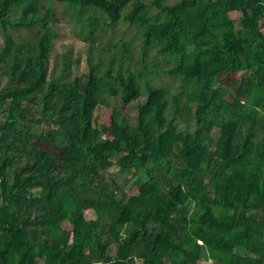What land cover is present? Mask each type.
<instances>
[{
  "label": "trees",
  "instance_id": "obj_1",
  "mask_svg": "<svg viewBox=\"0 0 264 264\" xmlns=\"http://www.w3.org/2000/svg\"><path fill=\"white\" fill-rule=\"evenodd\" d=\"M0 37V264H264V0H0Z\"/></svg>",
  "mask_w": 264,
  "mask_h": 264
},
{
  "label": "rangeland",
  "instance_id": "obj_2",
  "mask_svg": "<svg viewBox=\"0 0 264 264\" xmlns=\"http://www.w3.org/2000/svg\"><path fill=\"white\" fill-rule=\"evenodd\" d=\"M56 9L57 15L59 16L60 20L54 25L56 30V38L50 69H52L53 67L55 56L57 55V53H67L72 56L73 63L75 65L73 77L77 75H84L86 73V68L88 65L87 54L90 49L92 48L93 50H96L98 47H109V45H105L102 42L92 44L94 36L97 34L99 27L96 21L92 20V22L83 31H81L79 25H72L68 23L69 19H67V16L65 17L63 14H61L62 7L60 6V4L57 5ZM92 32H94L93 36L89 37ZM143 101H145V97L141 96L139 99L129 104H124L122 102L121 95L112 97L111 106L99 105L97 107L95 111V125L103 129L104 126H108L111 123L112 119H116L119 117L125 119L130 124L135 125L138 122V104ZM2 120H4L3 113L0 114V121ZM44 128H47V124L44 126ZM117 170V167H112L108 170L102 171L100 175H97L93 178V182L95 184H101L103 187H106L109 190L115 189V186H117V189L119 191H121V189L123 191L130 189L136 190L137 185L135 184V182H133L136 174L134 173V176H131V174H129L125 175L123 178H120L116 175ZM118 190H116L117 193ZM104 227H106V225ZM116 251L117 245L116 243H113L110 246L108 253L111 256H115ZM210 261H212L211 264H215V260L213 258H209L208 260L202 262V264H208V262ZM96 264L102 263L100 261H96Z\"/></svg>",
  "mask_w": 264,
  "mask_h": 264
},
{
  "label": "built area",
  "instance_id": "obj_3",
  "mask_svg": "<svg viewBox=\"0 0 264 264\" xmlns=\"http://www.w3.org/2000/svg\"><path fill=\"white\" fill-rule=\"evenodd\" d=\"M199 242H200V243H202V241H201V240H200ZM211 263H212V261L208 262V264H211ZM204 264H205V263H204Z\"/></svg>",
  "mask_w": 264,
  "mask_h": 264
},
{
  "label": "clouds",
  "instance_id": "obj_4",
  "mask_svg": "<svg viewBox=\"0 0 264 264\" xmlns=\"http://www.w3.org/2000/svg\"><path fill=\"white\" fill-rule=\"evenodd\" d=\"M200 241V240H199Z\"/></svg>",
  "mask_w": 264,
  "mask_h": 264
}]
</instances>
